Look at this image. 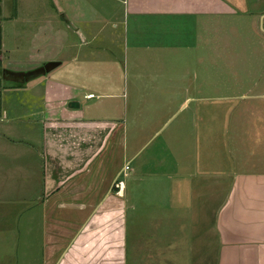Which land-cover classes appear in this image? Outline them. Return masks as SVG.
<instances>
[{"label":"rangeland","instance_id":"obj_1","mask_svg":"<svg viewBox=\"0 0 264 264\" xmlns=\"http://www.w3.org/2000/svg\"><path fill=\"white\" fill-rule=\"evenodd\" d=\"M46 1L45 22L54 29L67 25L73 40L75 29L80 30L91 16L99 19L97 27L103 25L92 42L84 33L87 45L82 46L99 54L88 52L82 54L86 60L78 61L75 78L83 93L94 96L80 99L78 111L84 117L115 121L128 166L119 180L131 189L127 199L135 207L131 226L138 223L132 231L126 226V245L145 240L150 246L159 231L166 238L173 233L180 254L177 264H190L198 252L206 263L215 264V255L219 258L224 246L214 242V216L221 219L237 201L231 191L223 193L231 184L225 182L241 176L233 178L232 185L250 187L253 174L264 175V0H216L222 3L218 11L211 0L205 24L190 16L192 5L180 2L174 7L190 15L180 13L166 22V15L158 20L145 17H158L157 12L129 13L123 0H83L77 6L59 0L66 17L50 5L53 0ZM147 9L160 10L154 4ZM73 16L79 18L74 23ZM46 30L50 39L46 44H57L60 30ZM9 36L4 31L0 58L4 88L0 99L8 116L17 109L24 114V102L42 94L38 87L42 81L47 85L59 81L66 71L58 66V53L48 56L53 58L48 65L26 61ZM41 42L29 41L36 48L42 47ZM45 57L40 52L34 59ZM207 185L217 190L207 194ZM245 199L250 201L248 196ZM194 233L199 239H193ZM235 248L246 253L251 243L245 240ZM24 260L0 258V264H26ZM166 260L170 259H161L162 264L176 263Z\"/></svg>","mask_w":264,"mask_h":264},{"label":"crops","instance_id":"obj_2","mask_svg":"<svg viewBox=\"0 0 264 264\" xmlns=\"http://www.w3.org/2000/svg\"><path fill=\"white\" fill-rule=\"evenodd\" d=\"M69 1H74V6L83 4V0ZM214 1L217 11L222 9V3ZM179 2L192 5L193 15L178 11L174 5ZM53 4L57 12L66 17L62 1L53 0L50 5L53 7ZM122 4L131 14L157 12L160 13L158 17L145 16L157 20L166 15V22L184 13L185 17L197 16L195 19H202L205 24L211 12V0L206 3L205 0H123ZM149 4L160 10L147 9ZM47 7L46 0H0L1 59L6 31L15 44L14 49L27 56L26 61H34L37 66L40 63L48 65L53 61L48 56L58 53V66L66 68L64 73L59 72V81H49V85L42 81L38 86L42 94H36L30 101L26 99L24 114L17 109L10 116L6 115L0 99V258H25L26 264H157V261L162 264L161 259L167 258L170 259L166 260L168 263L175 261L177 264L180 254L173 233L166 238V234L159 231L155 234V243L153 241L150 246L145 240L131 244L133 247L130 243L126 245L129 236L126 226L135 221L130 217L135 207L127 200L131 189L119 180L127 162L115 121L84 117L78 111L80 99L94 98L90 92L83 93L75 78L78 61L86 60L82 54H99L97 49L82 45H87L86 36L91 42L96 39L103 25L97 27L99 19L91 16L83 22L81 31L75 29L77 38L73 40L67 25L54 29L49 21L45 22ZM77 19L71 17L73 23ZM46 28L50 32L60 30L55 38L57 44H46L50 40ZM33 38L41 39L42 47L31 46L29 41ZM40 52L47 57L34 59ZM25 70L27 73L33 71ZM52 85L56 89H52ZM2 89L1 86L0 95ZM69 102H75L77 107L70 108ZM232 179L229 177L225 182L231 181V184L223 193L234 194L235 206L221 219L214 216V242L224 246L219 258L215 255V264H264V175L253 174L252 185L244 188L232 185ZM212 187L207 185V194L211 189L217 190L214 185ZM201 189L205 193V187ZM137 226L138 223L132 225L129 231ZM192 237L199 239L195 233ZM245 240L251 243L250 251L236 250L235 247ZM149 247L153 251L147 250ZM131 248H138V251L132 253ZM199 253L190 264H209L204 254L203 258L198 257Z\"/></svg>","mask_w":264,"mask_h":264},{"label":"water","instance_id":"obj_3","mask_svg":"<svg viewBox=\"0 0 264 264\" xmlns=\"http://www.w3.org/2000/svg\"><path fill=\"white\" fill-rule=\"evenodd\" d=\"M262 18H263V16H261V17H260V20H259V28H260V30H262V28H261V20H262ZM262 31H263V30H262ZM1 74H2V76L4 77V74H5V73H4L3 71H2ZM8 75H9V74H8ZM8 75H7V76H8ZM27 75H28V74H27ZM9 76H10V75H9ZM12 76L14 77V76H16V75H12ZM8 78H9V77H7V79H8ZM68 106H69L70 108H76V107H77V104H76L75 102H69V103H68Z\"/></svg>","mask_w":264,"mask_h":264},{"label":"built area","instance_id":"obj_4","mask_svg":"<svg viewBox=\"0 0 264 264\" xmlns=\"http://www.w3.org/2000/svg\"><path fill=\"white\" fill-rule=\"evenodd\" d=\"M125 170H127V167H126V166H125V167H123L122 171H125Z\"/></svg>","mask_w":264,"mask_h":264},{"label":"trees","instance_id":"obj_5","mask_svg":"<svg viewBox=\"0 0 264 264\" xmlns=\"http://www.w3.org/2000/svg\"><path fill=\"white\" fill-rule=\"evenodd\" d=\"M0 58H1V53H0Z\"/></svg>","mask_w":264,"mask_h":264}]
</instances>
